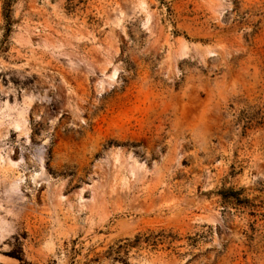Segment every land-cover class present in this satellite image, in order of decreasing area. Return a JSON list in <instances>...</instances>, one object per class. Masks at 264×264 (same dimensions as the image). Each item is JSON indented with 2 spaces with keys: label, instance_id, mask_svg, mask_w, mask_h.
<instances>
[{
  "label": "rangeland",
  "instance_id": "rangeland-1",
  "mask_svg": "<svg viewBox=\"0 0 264 264\" xmlns=\"http://www.w3.org/2000/svg\"><path fill=\"white\" fill-rule=\"evenodd\" d=\"M0 264H264V0H0Z\"/></svg>",
  "mask_w": 264,
  "mask_h": 264
},
{
  "label": "bare ground",
  "instance_id": "bare-ground-1",
  "mask_svg": "<svg viewBox=\"0 0 264 264\" xmlns=\"http://www.w3.org/2000/svg\"><path fill=\"white\" fill-rule=\"evenodd\" d=\"M116 74H117V72H116ZM116 74H115V72H114V73H112V76H115ZM3 109L10 110V106L6 103ZM14 125H15V127H17V128H20V127H21V123H20L19 121H16V122L14 123Z\"/></svg>",
  "mask_w": 264,
  "mask_h": 264
},
{
  "label": "trees",
  "instance_id": "trees-1",
  "mask_svg": "<svg viewBox=\"0 0 264 264\" xmlns=\"http://www.w3.org/2000/svg\"><path fill=\"white\" fill-rule=\"evenodd\" d=\"M11 0H7V4L10 2Z\"/></svg>",
  "mask_w": 264,
  "mask_h": 264
}]
</instances>
